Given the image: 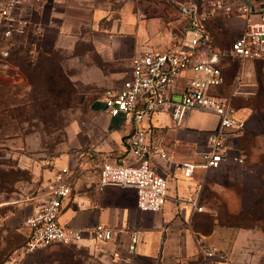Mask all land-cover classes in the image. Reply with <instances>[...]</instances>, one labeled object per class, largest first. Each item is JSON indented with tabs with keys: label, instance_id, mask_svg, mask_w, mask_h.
I'll use <instances>...</instances> for the list:
<instances>
[{
	"label": "crops",
	"instance_id": "crops-1",
	"mask_svg": "<svg viewBox=\"0 0 264 264\" xmlns=\"http://www.w3.org/2000/svg\"><path fill=\"white\" fill-rule=\"evenodd\" d=\"M113 1L118 0H29L18 7L17 12L27 21V28L17 38V46L11 52L13 64L7 73L0 74V79L10 77L11 72L17 73L23 60L32 63L40 51L51 52L55 48L65 47L63 40L66 35L78 32L85 22L89 23L93 33L95 50L101 54L95 60L88 57L80 61L84 70L79 73V79L85 86L90 87L91 84L105 89L119 87L131 76L134 56L150 50H180L184 47L187 20L179 11V3L186 0H123L115 16ZM3 4L4 0H0V9ZM86 37L90 38V35ZM226 60L222 63L226 81L212 88L211 93L230 95L235 87L236 76L241 74L245 84L233 97L236 116L245 120V131L241 137L245 141L250 136L264 137L261 63L253 60L242 62L233 58ZM3 62L0 60V69L4 68ZM106 65L111 66L108 68ZM192 75L190 69L179 75L174 96H181V90ZM191 110L197 113V117L191 118L190 112L179 127H174L169 114L163 111L155 113L144 123L148 128V140L164 148L171 157L170 160H153L154 169L168 181V196L161 210H140L137 192L133 187L106 186L100 190L99 169L92 181L80 183L75 192L72 190L60 221L74 227L87 228L102 223L112 228V239L100 243L111 254L119 257L121 264H185L194 257L199 251L195 226L204 213L215 217L220 209L227 206L220 193H225L227 187L230 188L228 185L233 184L228 172L234 163L227 160L219 168L208 171L198 168L191 177H185L181 168L176 167V163L199 160L201 153L207 149L209 133L219 126L215 112ZM102 118L103 136L92 146L85 141L80 157L83 167L91 164L88 156L91 148L105 161L129 156L127 141L132 124L123 116L106 113ZM70 166L61 167L72 169ZM222 174L223 178L220 177ZM221 184V191H218ZM196 191L203 206L200 212L189 202ZM221 202L224 207L220 206ZM239 209L237 213L230 214L240 213L244 205ZM134 235L135 244L132 243ZM93 241L89 237L83 243L90 245Z\"/></svg>",
	"mask_w": 264,
	"mask_h": 264
},
{
	"label": "rangeland",
	"instance_id": "rangeland-1",
	"mask_svg": "<svg viewBox=\"0 0 264 264\" xmlns=\"http://www.w3.org/2000/svg\"><path fill=\"white\" fill-rule=\"evenodd\" d=\"M122 2L113 1L114 16ZM218 22L217 43L229 47L243 31L246 18L235 14ZM63 44L49 55L42 53L38 58V54L36 64L20 62L26 75L17 71L0 79V264H121L119 257L96 241L28 253L22 250L26 218L48 196L58 169L71 165L75 192L80 183L92 181L105 162L93 148L89 166L83 167L80 158L85 141L91 145L103 136L102 117L107 113L101 103L106 87L85 86L79 79L84 70L80 61L101 57L89 23L66 35ZM189 113L197 117L194 110L186 117ZM243 131L231 134L232 156H246L244 162L229 159L234 163L228 172L233 184L220 193L227 206L215 217L204 215L195 226L198 240L222 257L208 258L198 251L185 264H264V208L252 214L256 202L264 198V137L250 136L245 141ZM241 205L240 214H230L237 213Z\"/></svg>",
	"mask_w": 264,
	"mask_h": 264
},
{
	"label": "built area",
	"instance_id": "built-area-1",
	"mask_svg": "<svg viewBox=\"0 0 264 264\" xmlns=\"http://www.w3.org/2000/svg\"><path fill=\"white\" fill-rule=\"evenodd\" d=\"M28 1L4 0L0 9V60L4 61L0 74L9 71L11 52L17 46V38L26 31L27 21L17 9ZM179 11L187 20L184 47L180 50H150L134 56L131 76L121 86L107 88L103 92L104 110L111 116L125 117L133 128L127 141L129 156H120L102 164L98 188H135L137 206L142 211H159L164 205L168 181L154 169L153 160L171 158L164 148L148 140L145 121L161 111L169 114L174 127L183 124L191 109L211 110L219 116V126L209 133L207 149L199 160L176 163L185 177L193 176L198 168L205 171L219 168L232 157L244 162L243 153L232 156L233 146L230 144L231 134L245 129V120L236 116L233 103V97L240 92L243 77L241 74L236 76L230 95L212 94L211 89L225 82L222 63L228 58L242 62L259 61L264 81V0H186L179 3ZM235 14L245 15L244 29L229 48L222 49L216 42L214 29L221 18ZM188 69L193 71V75L181 90V96L174 98L176 80ZM73 182L72 169L61 167L57 171L48 196L26 218L29 236L22 247L24 253L54 244H80L89 237L99 242L112 239L113 229L102 223L82 228L60 221L64 205L72 194ZM189 202L198 212L202 211L198 191ZM135 242L134 235L132 243ZM198 249L208 258L217 259L219 256L200 240Z\"/></svg>",
	"mask_w": 264,
	"mask_h": 264
},
{
	"label": "trees",
	"instance_id": "trees-1",
	"mask_svg": "<svg viewBox=\"0 0 264 264\" xmlns=\"http://www.w3.org/2000/svg\"><path fill=\"white\" fill-rule=\"evenodd\" d=\"M219 32H220V29L218 28V27H216L215 29H214V33H215V35H216V37L218 36V34H219ZM218 40H216V42H217ZM218 44V43H217ZM219 47H221L222 49L223 48H229V47H223V46H221V45H219ZM47 54V55H49V52H39L38 54V58L41 56V54ZM12 54V53H11ZM38 58H36V59H34V61L32 62L33 64H36V62H37V60H38ZM9 61L11 62V55H10V57H9ZM233 59H235V58H233ZM235 60H238V59H235ZM11 64H13L12 62H11ZM22 70H23V65L22 64H20V68H18V73H20V74H22V75H26L25 74V71L24 72H22ZM226 78V77H225ZM225 81H226V79H225ZM233 103H234V101H233ZM234 106H235V104H234ZM257 208V209H255L254 211H252V214L254 215L256 212L258 213V210L259 209H263L264 208V198L262 197V198H260L259 199V201H258V204H257V202H256V204H255V206H254V208ZM240 214V213H239ZM204 215H207V214H205L204 213ZM203 215V216H204ZM238 215V214H237ZM202 216V217H203ZM207 216H209V215H207ZM211 216V215H210ZM25 228H26V240H25V243H24V245L26 244V242H27V239H28V236H29V229H28V227H27V225L25 224ZM80 244H73V245H69L70 247H75V246H79ZM52 246H63V247H67L66 245H61V244H54V245H49V246H45V247H42V248H47V247H52ZM68 246V247H69Z\"/></svg>",
	"mask_w": 264,
	"mask_h": 264
}]
</instances>
